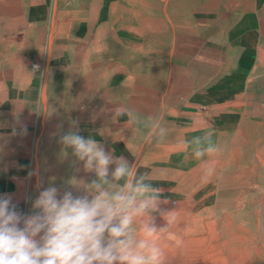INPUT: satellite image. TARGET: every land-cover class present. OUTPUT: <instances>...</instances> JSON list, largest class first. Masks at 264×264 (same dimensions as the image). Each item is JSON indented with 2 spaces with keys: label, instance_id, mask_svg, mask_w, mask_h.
<instances>
[{
  "label": "crops",
  "instance_id": "1",
  "mask_svg": "<svg viewBox=\"0 0 264 264\" xmlns=\"http://www.w3.org/2000/svg\"><path fill=\"white\" fill-rule=\"evenodd\" d=\"M263 57L264 0H0V194L38 198L53 160L60 195H97L100 178L60 142L69 131L130 168L150 149L199 168L193 137L245 119Z\"/></svg>",
  "mask_w": 264,
  "mask_h": 264
},
{
  "label": "rangeland",
  "instance_id": "2",
  "mask_svg": "<svg viewBox=\"0 0 264 264\" xmlns=\"http://www.w3.org/2000/svg\"><path fill=\"white\" fill-rule=\"evenodd\" d=\"M255 75L260 76L251 82L245 119L227 121V127L217 122L220 134L210 132L217 152L204 161H216L212 172L204 162L199 168L183 169L182 164L168 159V153L151 149L144 153L148 158L140 168H130L131 180L134 175L137 180L144 176L161 193L173 191L191 198L173 201L170 209L158 199L159 210L137 217L132 225L133 236L139 240L143 223L151 218L157 228L156 243L165 253L164 264H264V57ZM52 161L43 169V190L56 187ZM121 188L122 184L112 183L108 192ZM12 195L17 209L32 208L37 199L26 201Z\"/></svg>",
  "mask_w": 264,
  "mask_h": 264
},
{
  "label": "clouds",
  "instance_id": "3",
  "mask_svg": "<svg viewBox=\"0 0 264 264\" xmlns=\"http://www.w3.org/2000/svg\"><path fill=\"white\" fill-rule=\"evenodd\" d=\"M112 111L117 117L130 115L122 107ZM60 142L73 149L85 171H94L100 178L90 185L98 194L91 199L74 196L72 191L60 195L56 187L49 186L40 191L27 215L17 211L10 195L0 196V264H164L165 253L156 243L157 228L151 218L143 223V238L136 240L132 228L137 217L159 210L162 190L143 183L141 176L109 193L101 183L108 184L110 174L117 179L130 176L128 162L74 131L61 135ZM191 143L196 145L195 159L208 163L206 169L212 172L216 161H204L217 152L211 134L206 142L196 136Z\"/></svg>",
  "mask_w": 264,
  "mask_h": 264
},
{
  "label": "bare ground",
  "instance_id": "4",
  "mask_svg": "<svg viewBox=\"0 0 264 264\" xmlns=\"http://www.w3.org/2000/svg\"><path fill=\"white\" fill-rule=\"evenodd\" d=\"M205 230V229H204ZM192 254H193V252H192ZM194 259V258H193ZM192 260V259H191ZM195 262H197V261H195Z\"/></svg>",
  "mask_w": 264,
  "mask_h": 264
}]
</instances>
